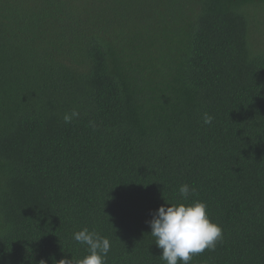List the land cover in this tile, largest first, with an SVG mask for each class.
Here are the masks:
<instances>
[{
	"label": "trees",
	"instance_id": "16d2710c",
	"mask_svg": "<svg viewBox=\"0 0 264 264\" xmlns=\"http://www.w3.org/2000/svg\"><path fill=\"white\" fill-rule=\"evenodd\" d=\"M194 201L223 235L190 264H264V0H0V264L84 228L165 264L146 221Z\"/></svg>",
	"mask_w": 264,
	"mask_h": 264
},
{
	"label": "clouds",
	"instance_id": "9594fccd",
	"mask_svg": "<svg viewBox=\"0 0 264 264\" xmlns=\"http://www.w3.org/2000/svg\"><path fill=\"white\" fill-rule=\"evenodd\" d=\"M78 116L79 112L73 110L63 119L65 123H70ZM211 121L212 118L205 113L203 122L210 124ZM191 191L194 192V189ZM179 195L186 201L190 195L189 185H181ZM150 215L151 219L146 221L151 229L149 235L155 239L156 247L161 250L160 259L165 264H190L193 256L205 250H214L222 240V229L210 220L203 202L165 204ZM73 239L78 244L86 245L88 252L75 264H106L111 247L108 238L84 228L75 232ZM40 264H45V261L41 260ZM58 264H73L72 257H65Z\"/></svg>",
	"mask_w": 264,
	"mask_h": 264
}]
</instances>
